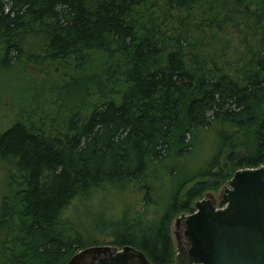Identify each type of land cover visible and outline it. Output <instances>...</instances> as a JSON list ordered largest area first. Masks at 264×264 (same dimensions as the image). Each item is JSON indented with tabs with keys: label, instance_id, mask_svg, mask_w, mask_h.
Segmentation results:
<instances>
[{
	"label": "trees",
	"instance_id": "16d2710c",
	"mask_svg": "<svg viewBox=\"0 0 264 264\" xmlns=\"http://www.w3.org/2000/svg\"><path fill=\"white\" fill-rule=\"evenodd\" d=\"M49 64L44 122L0 131V264H69L77 201L94 246L173 264V221L264 167V0H0V65Z\"/></svg>",
	"mask_w": 264,
	"mask_h": 264
},
{
	"label": "water",
	"instance_id": "95a60500",
	"mask_svg": "<svg viewBox=\"0 0 264 264\" xmlns=\"http://www.w3.org/2000/svg\"><path fill=\"white\" fill-rule=\"evenodd\" d=\"M228 188L223 208H216L213 198L204 200L185 219L184 235L190 240L192 264H264V167L236 173ZM110 249L84 250L69 264H79L87 255L101 256ZM136 256L143 264H151L132 247L118 250L109 264H129Z\"/></svg>",
	"mask_w": 264,
	"mask_h": 264
},
{
	"label": "rangeland",
	"instance_id": "374dc122",
	"mask_svg": "<svg viewBox=\"0 0 264 264\" xmlns=\"http://www.w3.org/2000/svg\"><path fill=\"white\" fill-rule=\"evenodd\" d=\"M57 66L60 71H64V68H62L61 65ZM30 68L31 67L27 65H11V68L6 69L2 65H0V131H4L14 127V125L17 124L18 121L24 123L25 125L34 124L35 126H38L45 120V118L41 117L43 113L40 112H42V110H49V107L47 106L45 98L37 100V91H35V95L32 94V91H30L32 89V84L34 83V88L42 86V83L54 85L62 76L60 74H56V66H53L52 64H49L45 67L43 71L44 74L41 71L38 72L37 68ZM48 72H50L49 75ZM35 96L37 98H35ZM59 106L61 108L63 107L61 103L59 104ZM64 116L65 115H61V117L63 118ZM50 128L51 126H49L48 128H44V130L47 131V134H49V132L51 131ZM206 156L207 154L205 155V157ZM202 160L203 158L199 162L197 159H194L192 164L194 166H198L202 162ZM228 185L229 182L224 187H221L218 191H213L211 193L205 194L199 202L210 200L211 198H213L216 201V208L220 209L221 205L224 204V202H222V199L225 195L226 190L229 189ZM106 197L109 200L107 202L103 200L100 202L99 197H93L92 201L88 204L89 208L86 209L92 221L94 219H97L96 213L97 211H99L98 209L100 208V206L103 205H107L105 207L110 210L111 213H114L118 216L122 215L127 209L126 205L124 204L128 202L126 200H131L133 203L138 202L136 207L141 208L140 200L142 199V196L139 194H132L130 193V191H124L119 194L112 192L111 194H107ZM119 198H121L123 202H119ZM80 204V201H77L67 211L66 217L75 220L74 222H71L72 224L69 223L67 225L70 227H76L81 231L82 236L87 243V250L96 247L93 245V241L97 238V236L91 229V221L88 220L87 217L83 218L82 221L78 220V216L80 213L79 210H82L80 208ZM189 216L190 215L183 214L178 216L173 221L171 234L176 254L173 264H178L181 257L183 256L184 258L186 250H188V248L190 247V245L188 247L187 244V241L190 244V240H187L184 235L185 219Z\"/></svg>",
	"mask_w": 264,
	"mask_h": 264
},
{
	"label": "flooded vegetation",
	"instance_id": "af4514ba",
	"mask_svg": "<svg viewBox=\"0 0 264 264\" xmlns=\"http://www.w3.org/2000/svg\"><path fill=\"white\" fill-rule=\"evenodd\" d=\"M187 244L189 247L190 244L188 241H187ZM105 247L111 248L106 254H102L101 256L87 255V256L83 257V259L80 260L79 264H109L110 260L116 256L117 251L118 250L121 251L118 247H115V246H105ZM189 249H190V247L188 248V250ZM188 250H186V254H184V258L182 256L181 259L179 260L178 264H192L190 262L189 257H188ZM129 264H143V263L136 256V257L132 258V260L130 261Z\"/></svg>",
	"mask_w": 264,
	"mask_h": 264
}]
</instances>
